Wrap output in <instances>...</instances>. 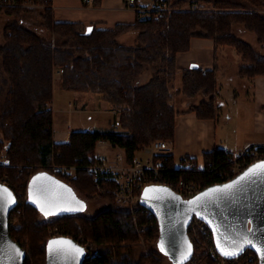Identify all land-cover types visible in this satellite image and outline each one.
I'll use <instances>...</instances> for the list:
<instances>
[{
	"label": "trees",
	"instance_id": "obj_1",
	"mask_svg": "<svg viewBox=\"0 0 264 264\" xmlns=\"http://www.w3.org/2000/svg\"><path fill=\"white\" fill-rule=\"evenodd\" d=\"M162 4L166 9L137 11L135 22L120 21L107 29L84 21H59L48 6L40 15L59 38L56 44L17 21L6 26L0 55L9 89L0 117V181L5 180L19 199L10 212V233L27 250L24 264H46L47 242L57 235L73 237L85 246L83 264H160L162 256L156 250L140 251L145 244L159 243L155 213L142 202L133 212L117 201L116 181L103 175L98 181L102 191L93 178L89 168L97 159L99 141L122 148L129 163L143 145L159 139L174 141L178 116L184 113L172 102L179 92L189 97L210 95L189 109L200 118L218 116L216 68L188 67L181 86L175 88L178 55L191 49L193 37L235 49L244 61L242 76L264 75L262 50L235 33V25L240 24L264 46V0H163ZM0 11L22 16L28 9L0 6ZM130 30L138 32L136 44L119 39ZM57 77L65 90L100 94L119 117L109 129L74 130L69 141L56 142ZM255 150L263 152L264 146ZM157 160L162 163V181L177 191L181 180L202 190L237 175L233 155L222 147L201 158H178L171 151ZM188 161L194 166L184 168ZM55 165L74 166L75 176L56 170ZM39 172L55 176L76 193L108 203L93 216L83 210L46 214L29 198L31 179ZM200 262L218 264L209 257Z\"/></svg>",
	"mask_w": 264,
	"mask_h": 264
},
{
	"label": "water",
	"instance_id": "obj_2",
	"mask_svg": "<svg viewBox=\"0 0 264 264\" xmlns=\"http://www.w3.org/2000/svg\"><path fill=\"white\" fill-rule=\"evenodd\" d=\"M262 162L264 159L252 163L232 179L212 184L189 198L166 184H152L144 188L141 202L155 213L160 226L159 243L172 249V264H179L192 254L188 228L194 216L210 226L220 253L235 252V255L224 254L231 257L252 249L258 255V264H264V172L257 170L256 174L244 176L249 169ZM225 185L233 187L220 192L210 191L223 189ZM0 186L12 194L11 200L6 194L0 196V264H24L27 250L10 233V212L19 199L8 184L0 182ZM147 189L167 191L148 192ZM29 198L46 214L75 212L85 207L72 188L46 172L32 177ZM61 240L71 241L83 252L77 253L71 245L52 243ZM85 257V246L73 237L57 235L47 242L46 264H83Z\"/></svg>",
	"mask_w": 264,
	"mask_h": 264
},
{
	"label": "crops",
	"instance_id": "obj_3",
	"mask_svg": "<svg viewBox=\"0 0 264 264\" xmlns=\"http://www.w3.org/2000/svg\"><path fill=\"white\" fill-rule=\"evenodd\" d=\"M136 2L139 7H147L152 3V0H136ZM53 8L55 17L59 21H84L98 29L111 28L120 21L135 22L138 17L137 10L129 7L127 0H102L100 4H96L95 0H53ZM133 34L137 36L138 32L136 30L127 31L119 39L131 37ZM218 49L213 39L193 37L191 49L182 52L185 55L193 51L199 52L200 59L198 62H192L198 64L203 70L216 68L218 85L215 98L219 101V103H216L219 104L220 108L216 118H200L196 111L189 108H187L188 111L178 116L176 137L171 142V151L178 158L184 156L201 158L205 152L219 147L229 148L232 152L238 154L251 145L260 144L264 146V75L251 79L242 77L239 75L240 68L238 64H240V61L238 63L235 61L236 69H234L232 75L229 76L226 71H223L220 77L218 74L219 64L216 58ZM221 51L224 52V50ZM234 59L240 60V56H235ZM56 102L55 98L53 105ZM229 102L235 103L237 112L221 111V103L228 104ZM69 104L72 103L69 102ZM62 112H65V110L62 109ZM112 112L115 118H118L117 112L115 110ZM68 115H73V113L68 111ZM69 119H71L70 116L64 129L56 132L54 114V139L56 142L69 141L71 133L75 130L71 129L75 123ZM222 120L225 123L228 120H236L238 130L226 133V138L221 137L219 123ZM239 130L243 131L242 135L239 134ZM229 136L237 138L234 143L236 147L232 146L231 142L227 140Z\"/></svg>",
	"mask_w": 264,
	"mask_h": 264
},
{
	"label": "rangeland",
	"instance_id": "obj_4",
	"mask_svg": "<svg viewBox=\"0 0 264 264\" xmlns=\"http://www.w3.org/2000/svg\"><path fill=\"white\" fill-rule=\"evenodd\" d=\"M244 1V0H243ZM156 1L152 0V3L150 5H147V10H151L152 8H156ZM200 4H204L203 1L200 2ZM160 5V4H159ZM130 7V6H129ZM53 8V7H52ZM169 8V7H168ZM42 9V8H41ZM41 9H28V12L24 13L22 16H15V15H8L4 11H0V46L5 44L6 37H5V28L10 22L17 21L20 24L36 31L39 33L42 37H44L47 41H50L53 44H56L59 42V38L57 35L52 33L48 27L44 24V19L40 15ZM46 9V8H45ZM54 9V8H53ZM264 11V10H263ZM147 11H145L146 13ZM235 33L245 39L248 40L250 43H252L256 48L262 50L264 53V46H261L258 43L257 36L246 30L242 25L236 24L235 25ZM138 36V35H137ZM136 35H131V37H127L124 39H121L120 41L126 44H136L138 42V37ZM215 46L218 49V54H216L217 63L219 64V76L223 74V71H226V73L229 74V76L232 75L234 69H236L235 61L238 63L240 61V64H238L239 68L244 64V61L241 59H234L235 56L238 57V53L235 49L229 46ZM221 50H224L221 51ZM234 53V54H232ZM187 54V53H186ZM187 56V58H186ZM200 59V54L197 51H193L191 53H188L185 55V53H181L179 55V61H178V73L175 81V88H178L181 86V77L184 71L185 67H189L193 65L194 63H197ZM225 68V69H224ZM149 71L152 70V67L148 68ZM240 73V69H239ZM242 76V74H239ZM245 77V76H242ZM248 78V77H246ZM232 79V78H231ZM249 79V78H248ZM9 89L8 84V78L6 73L4 72V69L2 67V56L0 55V117L3 113L4 109V103L5 98L7 96ZM176 92V91H175ZM57 100L56 103H54V111H55V119H56V132L61 131L64 129V126L67 124V120L69 116L75 124L71 127V129L75 130H94V129H109L110 126H112V123L116 121L117 118H115L114 113L112 112L114 109L111 107V105L102 98V96L98 93L92 92V91H69L65 90L61 87L59 82V77H57V81L55 83V97L54 100ZM210 95H205L202 92L196 95L195 97H189L183 92H179L175 95L173 99V104L175 108L178 110H181L183 112H186L191 106L199 104V102L203 99H209ZM215 98V96H214ZM215 101H217V98H215ZM71 102L72 104H69ZM219 105V104H217ZM62 109L65 110V112H62ZM225 110L229 113L237 112V106L234 102L221 103V111ZM68 111L73 113V115H68ZM117 116L119 117V114L117 113ZM222 118V117H221ZM221 120V119H220ZM111 121V122H110ZM68 129L67 127H65ZM233 131L238 130V123H236V120H228L227 123H225L224 120H222L219 123V133L221 137L226 138V133H232ZM243 131L239 130V134L242 135ZM232 135V134H231ZM0 137H2V133H0ZM223 138V139H224ZM236 137H227V140L231 142V145L235 146ZM256 145V144H255ZM254 145H251L249 147H252ZM236 147V146H235ZM245 150V149H244ZM242 150V151H244ZM120 149L116 147H112L109 144H99L97 146V152L99 153H106L109 156H114L117 152H119ZM241 153V152H240ZM238 153V154H240ZM138 155L141 158H144V153L139 152ZM77 195L80 197L82 202L85 204V207L83 211L88 215H95L97 214L101 209H103L108 202L104 198H88L87 196L80 194L79 192ZM202 243H204L202 241ZM206 245V244H205ZM203 245V246H205ZM143 246V245H142ZM151 250H156L159 253V256H162L161 263L160 264H172V261L170 259V255L172 253V249L162 246L160 243L152 242L151 244H145L140 251L142 253L150 252ZM204 250V248L202 249ZM205 251V250H204ZM198 255H204L202 261L209 257L216 261V259L212 256L207 255V252H199ZM217 262V261H216ZM218 263V262H217ZM145 264H153L151 261L146 262ZM196 264H199V262H196ZM219 264V263H218Z\"/></svg>",
	"mask_w": 264,
	"mask_h": 264
},
{
	"label": "built area",
	"instance_id": "obj_5",
	"mask_svg": "<svg viewBox=\"0 0 264 264\" xmlns=\"http://www.w3.org/2000/svg\"><path fill=\"white\" fill-rule=\"evenodd\" d=\"M156 8L147 10L145 7H139L136 0H127L128 5L136 9L137 11L149 14L152 10L162 11L166 9L163 6V0H155ZM160 4V5H159ZM0 6H20L26 9H45L48 6L53 7V0H0ZM99 144H109L112 147H116L109 141L100 140ZM262 146L260 144L254 145L253 148L248 147L240 154H235L229 148H226L228 153H231L234 157L236 165L233 169L235 174L240 173L246 167L252 163L264 159V151L259 152L256 147ZM120 151L114 156H109L106 153H97L96 161L90 166L93 178L97 181L100 190H104L100 185L99 178L103 175H107L108 178L116 181V198L118 202L126 203L133 212H136L137 207L141 204V196L144 188L152 184H166L162 181L160 175L162 163L157 160V156L167 152H171V141L159 139L152 142L150 145H143L136 153L133 163H129L124 150L120 147ZM144 153V158H141L138 153ZM194 163L188 161L183 163L184 168L193 167ZM56 170L61 171L64 174L70 175L71 178L75 176L76 168L74 166H56ZM0 182L6 183L5 180ZM7 184V183H6ZM180 192L184 197H192L195 193L199 192L200 189L195 183L185 182L181 180L178 184ZM188 232L190 233V240L193 246V251L190 257L179 263V264H196L200 262L201 251L207 252V255L212 256L216 259L219 264H258V255L252 249H247L243 253L236 256H225L220 253L215 243L214 233L210 226L201 218L194 216L192 219ZM202 241L204 243H202ZM206 244V245H205ZM205 245V246H203ZM204 248V250H202Z\"/></svg>",
	"mask_w": 264,
	"mask_h": 264
},
{
	"label": "snow or ice",
	"instance_id": "obj_6",
	"mask_svg": "<svg viewBox=\"0 0 264 264\" xmlns=\"http://www.w3.org/2000/svg\"><path fill=\"white\" fill-rule=\"evenodd\" d=\"M257 170H260L261 172H264V162L261 164H258L254 166L253 168L249 169L248 172L244 174L245 177L249 176L250 174H256ZM244 177H241L243 179ZM235 183V182H234ZM233 185H225L223 189L217 188V189H212L210 191L212 192H220L224 191L225 189H231ZM146 191L148 192H153V191H167L166 189H147ZM6 194L7 199L11 200L12 199V194L6 189L0 186V196H4ZM207 195V193L205 194ZM199 199V198H197ZM248 243H251L250 241H247ZM53 244H64V245H71L72 248L77 252V253H82L83 249L76 248L75 245H72L71 241H66V240H61V241H53ZM221 251H224V249H221ZM225 255H235V252H229V251H224Z\"/></svg>",
	"mask_w": 264,
	"mask_h": 264
},
{
	"label": "bare ground",
	"instance_id": "obj_7",
	"mask_svg": "<svg viewBox=\"0 0 264 264\" xmlns=\"http://www.w3.org/2000/svg\"><path fill=\"white\" fill-rule=\"evenodd\" d=\"M246 168H247V167H246ZM230 179H232V178H229V179H227V180H225V181H228V180H230ZM225 181H224V182H225ZM197 193H198V192H197ZM195 194H196V193H195ZM195 194H194V195H195Z\"/></svg>",
	"mask_w": 264,
	"mask_h": 264
}]
</instances>
